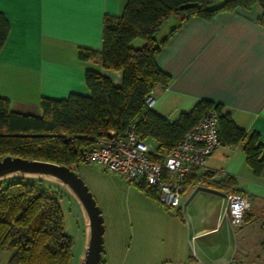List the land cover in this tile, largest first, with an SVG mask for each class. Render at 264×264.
Here are the masks:
<instances>
[{
    "label": "crops",
    "instance_id": "obj_1",
    "mask_svg": "<svg viewBox=\"0 0 264 264\" xmlns=\"http://www.w3.org/2000/svg\"><path fill=\"white\" fill-rule=\"evenodd\" d=\"M125 5L126 0H0V14L9 25L0 50V98L9 102L14 113L41 117L42 99L64 100L71 94L88 96L87 71L100 73L120 87V72L104 71L97 61H80L78 49L100 52L104 17L120 18ZM263 13L262 7L255 4L249 9L220 12L209 20L192 18L181 23L170 18L164 22L155 35L156 42L159 44L171 31L174 33L155 60L170 81L152 91L154 104L151 109L146 108L174 122L202 101L221 105L223 113L229 114L248 138L256 135L264 149ZM132 43L133 48L142 45ZM149 143L158 144L153 140ZM243 148V143L221 145L208 157L206 167L211 173L224 172L223 180L230 181L225 186L235 187L248 198L250 210L244 224L239 228L227 222L221 224L226 188L207 182L189 185L183 195L191 227L187 235L179 218L154 204L173 223L161 228L165 246L157 256L154 254L156 258L171 264H193L189 248L193 249L194 244L200 264H233L235 256L241 255V241L247 233L243 227H251L257 221L263 241H259L256 256L264 257V179L255 177ZM224 232H230L233 238L232 259L228 257L230 245L219 253L217 240ZM247 256V252L243 253L239 259L246 261ZM252 262L264 264L263 260Z\"/></svg>",
    "mask_w": 264,
    "mask_h": 264
},
{
    "label": "trees",
    "instance_id": "obj_2",
    "mask_svg": "<svg viewBox=\"0 0 264 264\" xmlns=\"http://www.w3.org/2000/svg\"><path fill=\"white\" fill-rule=\"evenodd\" d=\"M217 2L222 3L215 7ZM255 4L264 12V0H126L120 18L103 19L101 51L78 49L80 61H97L104 71L120 72L121 86L115 87L100 73L87 71L85 84L89 95L42 99L41 117L14 113L9 102L0 98V159L11 156L38 160L74 171L82 163V153L93 147L97 139L108 137L110 132L120 134L133 124L141 138L155 141L162 150H170L202 117L214 112L222 145L243 143L246 163L255 177L264 179V149L257 136L248 138L230 115L223 113L221 105L202 101L174 122L161 118L145 105V99L155 88L165 87L170 81L155 60L174 33L171 31L161 43L156 42L155 35L164 22L172 17L181 23L192 18L209 20L220 12L249 9ZM260 23L264 26V13ZM8 32V22L0 14V50ZM136 39L142 41L139 48L131 46ZM200 182L222 189L230 185L229 180L212 182L207 174L190 177L185 188ZM55 185L58 186L29 177L0 181V254L14 252L8 264L70 263L72 239L64 233ZM147 194L155 199L153 193Z\"/></svg>",
    "mask_w": 264,
    "mask_h": 264
},
{
    "label": "rangeland",
    "instance_id": "obj_3",
    "mask_svg": "<svg viewBox=\"0 0 264 264\" xmlns=\"http://www.w3.org/2000/svg\"><path fill=\"white\" fill-rule=\"evenodd\" d=\"M170 20H175V17ZM133 42H135L132 43L133 46H136L137 42L142 41L136 39ZM74 172L89 189L104 221V252L100 264H171L156 258L165 246L161 241V228L163 230V227L172 226L173 223L167 217H163L155 205L162 211L179 218L186 228L185 235H187V232L191 231V227L185 213L181 217L171 212L156 199L151 198L145 189L140 188V185L130 186L114 172L102 169L97 165L81 163L74 169ZM54 187L58 189L57 195L54 192L52 194L56 195L62 211L64 233L72 239L69 264H80L88 233L84 213L76 199L64 187L59 185ZM255 224L260 225L258 221ZM255 224L251 227H243L247 233L243 235L244 238L241 241V255L247 252L246 261L240 260L241 255H239L235 256L233 264L264 261V257L256 256L259 244L263 240L260 241L261 229ZM187 226H189V230H187ZM217 242L221 246L219 253L226 251L228 245L231 246L228 257L232 259L234 242L231 233L229 232L228 235L226 232L222 233ZM13 253V251L2 252L0 264H8ZM189 253L193 264H200L196 257L199 258V253L194 244L193 249L189 248ZM200 260L202 261V259Z\"/></svg>",
    "mask_w": 264,
    "mask_h": 264
},
{
    "label": "built area",
    "instance_id": "obj_4",
    "mask_svg": "<svg viewBox=\"0 0 264 264\" xmlns=\"http://www.w3.org/2000/svg\"><path fill=\"white\" fill-rule=\"evenodd\" d=\"M151 93L145 99L149 109L154 104ZM221 145L217 116L209 112L170 150L160 149L159 144L150 145L133 124L120 134L110 132L108 137L97 139L93 147L82 153L81 162L112 171L130 186H142L165 208L183 217L187 207L183 199L185 183L190 177L209 174L210 181L217 183L224 179V172L211 173L206 167L208 157ZM222 200L221 224L241 227L250 210L248 198L235 187L227 186Z\"/></svg>",
    "mask_w": 264,
    "mask_h": 264
},
{
    "label": "water",
    "instance_id": "obj_5",
    "mask_svg": "<svg viewBox=\"0 0 264 264\" xmlns=\"http://www.w3.org/2000/svg\"><path fill=\"white\" fill-rule=\"evenodd\" d=\"M12 175L45 176L59 182L79 203L87 222L85 251L80 264H100L104 252V221L89 189L70 168L49 162L6 156L0 159V180Z\"/></svg>",
    "mask_w": 264,
    "mask_h": 264
},
{
    "label": "bare ground",
    "instance_id": "obj_6",
    "mask_svg": "<svg viewBox=\"0 0 264 264\" xmlns=\"http://www.w3.org/2000/svg\"><path fill=\"white\" fill-rule=\"evenodd\" d=\"M12 176H15V177H20L21 175H12ZM26 177H29V178H39V179H44V180H47V181H50L52 183H55L59 186H62L65 188V186H63L62 184H60L59 182L55 181L54 179L50 178V177H45V176H26ZM11 178V177H10Z\"/></svg>",
    "mask_w": 264,
    "mask_h": 264
}]
</instances>
